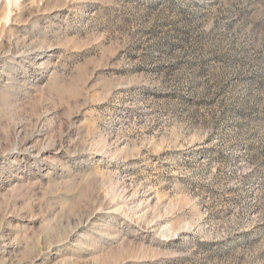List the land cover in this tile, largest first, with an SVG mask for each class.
I'll return each mask as SVG.
<instances>
[{"label": "rangeland", "instance_id": "obj_1", "mask_svg": "<svg viewBox=\"0 0 264 264\" xmlns=\"http://www.w3.org/2000/svg\"><path fill=\"white\" fill-rule=\"evenodd\" d=\"M0 264H264V0H0Z\"/></svg>", "mask_w": 264, "mask_h": 264}]
</instances>
